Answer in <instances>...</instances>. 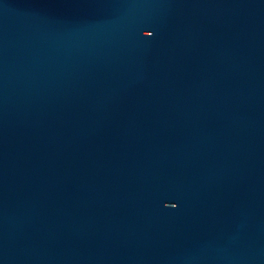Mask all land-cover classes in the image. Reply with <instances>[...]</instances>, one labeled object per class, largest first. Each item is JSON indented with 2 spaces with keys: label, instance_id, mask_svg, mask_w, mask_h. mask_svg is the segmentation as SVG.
<instances>
[{
  "label": "water",
  "instance_id": "obj_1",
  "mask_svg": "<svg viewBox=\"0 0 264 264\" xmlns=\"http://www.w3.org/2000/svg\"><path fill=\"white\" fill-rule=\"evenodd\" d=\"M0 264H264V0H0Z\"/></svg>",
  "mask_w": 264,
  "mask_h": 264
}]
</instances>
